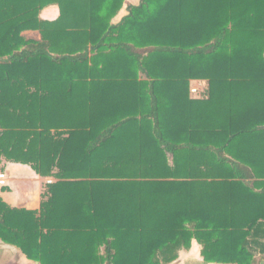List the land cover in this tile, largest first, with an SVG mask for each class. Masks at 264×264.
Wrapping results in <instances>:
<instances>
[{
  "label": "trees",
  "instance_id": "obj_1",
  "mask_svg": "<svg viewBox=\"0 0 264 264\" xmlns=\"http://www.w3.org/2000/svg\"><path fill=\"white\" fill-rule=\"evenodd\" d=\"M125 2L0 0V171L53 179L38 211L0 197V240L39 264H168L193 241L239 261L264 232V0H141L114 23Z\"/></svg>",
  "mask_w": 264,
  "mask_h": 264
},
{
  "label": "crops",
  "instance_id": "obj_2",
  "mask_svg": "<svg viewBox=\"0 0 264 264\" xmlns=\"http://www.w3.org/2000/svg\"><path fill=\"white\" fill-rule=\"evenodd\" d=\"M141 0H126L123 9L114 19V23H119L127 14V8L131 5H138ZM60 8L58 5H50L42 10L40 19L53 22L60 17ZM30 34L31 37L25 35ZM27 40L41 41V34L37 31H28L23 34ZM255 97V102L260 110L264 112V89H259ZM192 98H194L191 95ZM196 99V98H195ZM264 117V114H262ZM260 115L261 119H264ZM264 153V152H262ZM264 156V155H262ZM3 172L8 175V186L0 189L1 199L14 209H26L29 211H38L43 202V195L47 189L48 179L42 178L30 166L4 163ZM250 246L247 252L250 255L236 262L212 263L206 262L203 257V246L197 241H193L190 249L180 251L177 259L168 264H264V232H260L252 239H249ZM0 264H39L28 260L24 253L12 245H8L0 240Z\"/></svg>",
  "mask_w": 264,
  "mask_h": 264
},
{
  "label": "rangeland",
  "instance_id": "obj_3",
  "mask_svg": "<svg viewBox=\"0 0 264 264\" xmlns=\"http://www.w3.org/2000/svg\"><path fill=\"white\" fill-rule=\"evenodd\" d=\"M25 36L26 37H31V35L27 34V33H26ZM194 87L199 88V92L198 93H192L191 92V94H192V96L194 98H201L204 95V91L208 90V86H207V82L206 81H192L191 82V89L194 88ZM4 163H9V162H4ZM4 163H3V169L5 168V164ZM50 179H52V178H50Z\"/></svg>",
  "mask_w": 264,
  "mask_h": 264
},
{
  "label": "built area",
  "instance_id": "obj_4",
  "mask_svg": "<svg viewBox=\"0 0 264 264\" xmlns=\"http://www.w3.org/2000/svg\"><path fill=\"white\" fill-rule=\"evenodd\" d=\"M192 93H198L199 88L194 87L191 89ZM53 182L52 179L48 180V184H51ZM8 186V175L6 172L0 171V189H3Z\"/></svg>",
  "mask_w": 264,
  "mask_h": 264
}]
</instances>
